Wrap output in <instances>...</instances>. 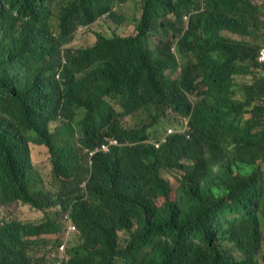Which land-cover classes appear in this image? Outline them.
Masks as SVG:
<instances>
[{"label": "trees", "instance_id": "1", "mask_svg": "<svg viewBox=\"0 0 264 264\" xmlns=\"http://www.w3.org/2000/svg\"><path fill=\"white\" fill-rule=\"evenodd\" d=\"M128 1L0 0V264H44L60 241L64 264H264V0H132L135 35L69 47ZM170 116L191 138L157 147Z\"/></svg>", "mask_w": 264, "mask_h": 264}, {"label": "rangeland", "instance_id": "2", "mask_svg": "<svg viewBox=\"0 0 264 264\" xmlns=\"http://www.w3.org/2000/svg\"><path fill=\"white\" fill-rule=\"evenodd\" d=\"M204 1V0H203ZM113 13L116 17H120L121 20L116 23V19L107 18L101 19L98 23L93 24L87 29H78L75 33L74 41L71 45L73 46H88L96 41V33H105L106 35L113 36L118 35L120 37H126L129 35L136 34L135 26L136 21L140 18L142 12V5L137 2V6L134 2L130 1L128 4L122 7H113ZM241 38H238V40ZM253 42V41H252ZM263 42L260 43V46ZM179 71L173 74V77H177ZM243 80H250V77L244 78ZM139 123L134 117H128L125 119L124 124L128 127H132ZM149 123V121H148ZM170 127V126H169ZM164 135V133H163ZM33 162L36 165L37 170L41 173L43 180L46 184L50 185L51 170L52 166L50 163V157L47 149L44 146H38L35 144L31 145ZM172 182L174 188L177 187V179L175 175L167 176ZM2 213L9 219H19L26 221H39L42 218L41 214L34 213L29 208H22L18 205H11L9 207L2 206ZM77 237V236H76ZM75 237V239H76ZM49 238L53 239V236ZM74 239V240H75Z\"/></svg>", "mask_w": 264, "mask_h": 264}, {"label": "clouds", "instance_id": "3", "mask_svg": "<svg viewBox=\"0 0 264 264\" xmlns=\"http://www.w3.org/2000/svg\"><path fill=\"white\" fill-rule=\"evenodd\" d=\"M130 1H132V0H130ZM130 1H128L127 3H125V4H120V5H117V6H115V7H122V6H124V5H126V4H128ZM201 3H202V5L204 4V2H205V0L203 1V0H199ZM132 2H134V1H132ZM142 9H143V6H142ZM143 12H141V14H142ZM109 15H110V13L109 14H107V15H105L104 17H103V19H109ZM140 18H141V15H140ZM139 18V19H140ZM102 19V18H101ZM100 19V20H101ZM120 17H116V23L117 22H119L120 21ZM138 19V20H139ZM99 20V21H100ZM110 20V19H109ZM137 20V21H138ZM184 22L186 23V25L190 22V16H185L184 17ZM98 21V22H99ZM136 21V22H137ZM97 22V23H98ZM83 29H87V28H83ZM135 30H136V26H135ZM102 34V33H101ZM221 34H222V36H224V37H226V38H229V39H232V40H235V39H237L238 40V38H241V37H239V36H237L235 33H233V32H231V31H228V30H224V31H222L221 32ZM135 35V34H134ZM102 36H104V37H107V38H112L113 36H115V35H113V36H109V35H106L105 33H103V35ZM118 36V35H117ZM129 36H132V35H129ZM127 37V36H126ZM74 38H75V35H74V37H73V41H74ZM97 40V39H96ZM240 40V39H239ZM249 40V38H245L244 39V41H248ZM72 41V42H73ZM72 44V43H71ZM69 45V47H73V48H76V47H88V46H73V45ZM264 47V42H263V44L261 45V49H260V52H259V56H258V61H259V63L260 64H262L263 65V67H264V63L263 62H261L260 61V53H261V50H262V48ZM179 60H180V58H179ZM180 63H181V60H180ZM113 103V106L114 107H117V108H120L121 109V107L116 103V102H112ZM168 126H167V128H166V133H164V135H162L161 137H160V139L157 141V142H155V145L158 147V146H160V142H162V143H166L167 141H168V139H169V137L170 136H173V135H178V136H184L186 139H190L191 138V134H192V127H191V124H190V117L189 116H180V117H177V118H175L174 116H170L168 119H167V123H166ZM170 126V127H169ZM104 145H106L107 146V148H104L103 146ZM120 145V143H119V141L117 140V139H113V138H109L107 141H106V143H104L103 144V146L101 147L102 149V151L103 152H109V150L112 148V147H114V146H119ZM168 175H175L176 177L178 176V173H171V174H164V176H168ZM178 183V182H177ZM74 227H75V230H68L67 232H66V239H68L70 236H71V234L73 233V232H76V230H77V228H76V226L74 225ZM57 237H59V236H57ZM53 238H55V237H53ZM67 248H68V246H67V244H66V241H60L59 242V244H57L56 245V248L54 249V251L52 252V254H51V256L50 257H47V260L48 261H46L44 264H64V263H66L69 259H70V257H69V252H68V250H67Z\"/></svg>", "mask_w": 264, "mask_h": 264}, {"label": "built area", "instance_id": "4", "mask_svg": "<svg viewBox=\"0 0 264 264\" xmlns=\"http://www.w3.org/2000/svg\"><path fill=\"white\" fill-rule=\"evenodd\" d=\"M260 61L264 63V47L262 48L261 53H260ZM103 147L104 148H107L106 145H104ZM69 229L70 230H75V227L74 226H71Z\"/></svg>", "mask_w": 264, "mask_h": 264}]
</instances>
